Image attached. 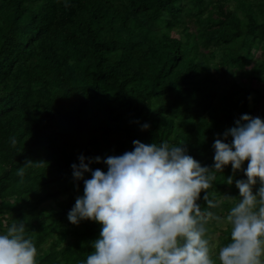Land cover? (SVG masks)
<instances>
[{"label": "trees", "instance_id": "trees-1", "mask_svg": "<svg viewBox=\"0 0 264 264\" xmlns=\"http://www.w3.org/2000/svg\"><path fill=\"white\" fill-rule=\"evenodd\" d=\"M261 51L264 0H0V231L23 220L38 264L85 259L102 222L68 219L84 190L73 162L139 139L183 142L213 165L215 139H232L241 114L264 118ZM242 177L231 163L217 171L208 191L225 200L212 211L227 214ZM218 227L227 243L230 226L209 221Z\"/></svg>", "mask_w": 264, "mask_h": 264}, {"label": "clouds", "instance_id": "clouds-1", "mask_svg": "<svg viewBox=\"0 0 264 264\" xmlns=\"http://www.w3.org/2000/svg\"><path fill=\"white\" fill-rule=\"evenodd\" d=\"M223 137L232 139H215L211 166L190 155L183 142L167 140L136 139L133 149L106 157L81 153L80 163L71 166L84 190L68 219L76 224L92 219L102 228L93 250L77 264H264V118L243 113ZM93 161H103L107 170L93 169ZM229 163L233 173L242 169L246 178L235 179L239 195L226 194L231 206L221 216L212 209L225 198L208 189ZM86 172L91 176L85 178ZM233 180L227 176V183ZM202 191L207 208L199 202ZM211 220L230 226L227 243L215 240ZM38 254L23 220L0 231V264H38Z\"/></svg>", "mask_w": 264, "mask_h": 264}, {"label": "rangeland", "instance_id": "rangeland-1", "mask_svg": "<svg viewBox=\"0 0 264 264\" xmlns=\"http://www.w3.org/2000/svg\"><path fill=\"white\" fill-rule=\"evenodd\" d=\"M257 55H259V56H264V51L258 52ZM244 81H245V80H244ZM18 203H19V200H17L16 198H11V199H8V200L5 202V206H10V207H12V206H16ZM49 204H50L51 206H54L55 202L51 201V202H49ZM46 205H47V204H46ZM2 223H3V225H5V224H6V221H5L4 219H2ZM212 234H214V238H215V240L219 242V235H220V229H219V227H218L216 230H214V231L212 232ZM46 245H47V246L49 245V241H48V243H47Z\"/></svg>", "mask_w": 264, "mask_h": 264}]
</instances>
